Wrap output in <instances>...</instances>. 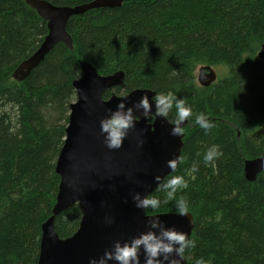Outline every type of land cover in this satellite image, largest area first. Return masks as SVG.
<instances>
[{
	"label": "trees",
	"instance_id": "1",
	"mask_svg": "<svg viewBox=\"0 0 264 264\" xmlns=\"http://www.w3.org/2000/svg\"><path fill=\"white\" fill-rule=\"evenodd\" d=\"M46 25L26 0H0V264L38 261L81 60L103 74L123 70L127 89L171 91L191 106L178 168L164 179L188 181L176 193L195 219L196 247L186 264L198 257L208 264H264V170L255 180L244 170L246 160L264 156V0H123L90 9L69 19L73 49L57 45L17 81L15 68L39 46ZM204 64L218 73L210 86L196 79ZM201 113L215 123L208 134L195 123ZM168 117L175 120L174 109ZM212 145L223 156L205 166L203 153ZM150 195L163 201L165 191L157 187ZM163 212H175V200L147 211ZM81 215L77 205L57 215L59 236L74 233Z\"/></svg>",
	"mask_w": 264,
	"mask_h": 264
},
{
	"label": "water",
	"instance_id": "2",
	"mask_svg": "<svg viewBox=\"0 0 264 264\" xmlns=\"http://www.w3.org/2000/svg\"><path fill=\"white\" fill-rule=\"evenodd\" d=\"M122 1L93 0L76 6H58L47 0H26L48 21L50 32L39 49L19 64L14 78L26 79L58 42L73 47L67 31L71 16L90 9L117 7ZM259 57L264 58V49L259 52ZM80 65L82 76L73 82L77 99L70 105L67 138L56 163L60 175L56 203L42 225L37 264H89L90 258L98 259L115 241L130 240L147 231V216L150 215L160 216L166 226L175 227L189 236L195 225L191 213L187 217L175 212L147 214L136 208L131 198L134 192L149 195L158 187L157 176L163 181L177 169H169L167 161L177 157L180 160L183 135H171L172 124L168 119L155 118L153 123L140 119L123 147L109 151L100 135L99 122L108 115L110 108L115 109L122 97L113 95L108 100L101 97L108 88L124 85V72L100 75L89 62L82 61ZM216 79L217 73L212 66L200 67L202 85L207 86ZM144 94L151 99L155 93L150 89L133 90L126 95L127 105H134ZM137 136L143 140L142 146H138ZM244 170L248 180H255L264 170V156L246 160ZM74 204L82 211L79 227L71 236L60 237L55 229L56 217ZM141 260L143 262V254Z\"/></svg>",
	"mask_w": 264,
	"mask_h": 264
},
{
	"label": "clouds",
	"instance_id": "3",
	"mask_svg": "<svg viewBox=\"0 0 264 264\" xmlns=\"http://www.w3.org/2000/svg\"><path fill=\"white\" fill-rule=\"evenodd\" d=\"M149 98L144 94L138 102L132 106L126 103L127 96L121 93V99L115 109H109L108 115L100 120V135L103 137V143L109 151L119 150L123 147L125 140L128 139L130 132L136 128L140 119L145 121L154 118L167 119L169 113L175 110V120L172 124L171 135L182 136L185 121L192 115L191 106L185 99L178 97L175 93L155 92ZM120 98V97H118ZM103 100V97H101ZM153 108L155 109L153 111ZM140 114H137V112ZM195 123L208 134L215 123L204 113L196 116ZM138 146H142L143 140L137 136ZM223 156V151L219 145H212L203 153V162L205 166H215L216 160ZM179 158H173L167 161V167L175 170ZM198 171V167L193 165L191 172ZM195 179V176L191 177ZM158 190L165 191V198H160L140 192L131 194L132 201L136 208L143 209L146 213L149 209L156 212L162 202L168 203L175 200V213L181 217H187L190 214V204L184 198L176 199L178 190L186 189L188 181L183 176H173L170 179L161 180L156 178ZM148 218V230L133 236L130 240H117L110 249H106L102 256L90 258L89 264H184L186 253L196 247V242L190 236L175 227L166 226L164 221L158 215H150ZM111 223V221H109ZM143 254V262L141 260ZM195 264H208L203 257H198Z\"/></svg>",
	"mask_w": 264,
	"mask_h": 264
},
{
	"label": "flooded vegetation",
	"instance_id": "4",
	"mask_svg": "<svg viewBox=\"0 0 264 264\" xmlns=\"http://www.w3.org/2000/svg\"><path fill=\"white\" fill-rule=\"evenodd\" d=\"M48 2H50V3H52L51 1H49V0H47ZM93 1V0H92ZM91 2V1H90ZM88 3V2H87ZM52 4H54V5H58V4H55V3H52ZM81 4H83V3H81ZM29 5V4H28ZM77 5H79V4H77ZM58 6H76V5H58ZM32 7V6H31ZM33 8V7H32ZM35 9V8H34ZM36 10V9H35ZM37 11V10H36ZM39 14V13H38ZM72 17V16H71ZM70 17V18H71ZM44 19V18H43ZM44 21H46V27H47V33H45V35H44V37L42 38V40H41V42H40V44H39V46L36 48V50L31 54V55H29L26 59H28L30 56H32L38 49H39V47L41 46V44L43 43V41L45 40V38H46V36L49 34V32H50V29H49V26H48V21L47 20H45L44 19ZM69 22V21H68ZM68 25V24H67ZM67 31H68V29H67ZM68 33H69V31H68ZM70 34V33H69ZM70 36H71V34H70ZM71 38H72V36H71ZM72 41H73V38H72ZM64 44L68 49H73L74 48V41H73V47L71 48V47H69V46H67L64 42H58L56 45H55V47L57 46V45H59V44ZM54 47V48H55ZM53 48V49H54ZM52 49V50H53ZM51 50V51H52ZM50 51V52H51ZM49 52V53H50ZM48 53V54H49ZM47 54V55H48ZM46 55V56H47ZM46 58V57H45ZM26 59H24L23 61H25ZM23 61H21L20 63H22ZM82 61H86V62H89L90 64H92L96 69H97V71H98V73L100 74V72H99V70H98V68L93 64V63H91L90 61H87V60H81L80 62H79V69H80V72H79V75L73 80V82L75 81V80H77V79H79L81 76H82V68H81V62ZM19 63V64H20ZM19 64L17 65V67L19 66ZM40 65V64H39ZM38 65V66H39ZM205 65H207V64H204V65H200L198 68H200V67H202V66H205ZM211 66V65H210ZM16 67V68H17ZM213 67V66H212ZM16 68H15V70H16ZM36 68V67H35ZM34 68V69H35ZM214 68V67H213ZM215 69V68H214ZM15 70H14V72H15ZM33 71V70H32ZM119 71H123V70H119ZM119 71H116V72H119ZM199 71H200V69H199ZM206 71H208V70H206ZM215 71H216V69H215ZM13 72V73H14ZM124 72V71H123ZM216 73H217V71H216ZM31 74V73H30ZM100 75H103V73H101ZM203 75V74H202ZM12 76H13V74H12ZM203 76H205V75H203ZM13 78H14V76H13ZM14 79H16V78H14ZM126 78H125V72H124V79H123V82H124V85L123 86H114V87H111V88H108L105 92H104V94H103V99L104 100H108L110 97H112L113 95H118V96H121V93H123L124 95H127L131 90H133V89H127V87H126V80H125ZM217 79H218V73H217ZM216 79V80H217ZM17 80V79H16ZM25 80V79H24ZM17 81H23V80H17ZM215 82V81H214ZM214 82H212V83H214ZM211 83V84H212ZM211 84H209V85H207V86H210ZM201 86H205V85H201ZM73 87L75 88V92H76V95H75V99L70 103V104H72V103H74L75 101H76V99H77V89H76V87L74 86V83H73ZM138 88H143V87H138ZM143 89H150V88H143ZM150 90H152V91H154L153 89H150ZM155 110V109H154ZM70 113H71V108H70V105H69V112H68V121H67V124H66V127H65V137H64V142H63V145H64V143H65V140H66V138H67V131H66V129H67V127H68V124H69V118H70ZM168 119V121L170 122V121H174V120H172V119H170L169 117L167 118ZM154 120H155V118L154 119H152V120H149V121H147L148 123H153L154 122ZM187 125H189L188 124V120L187 121H185V124H184V126H182L183 127V130H185V127H187ZM185 131H183V137H182V139H183V143H184V136H185V133H184ZM63 145L61 146V149H62V147H63ZM183 148V147H182ZM61 149H60V151H61ZM60 151H59V153H60ZM181 152H182V150H181ZM58 156H59V154H58ZM181 156V155H180ZM58 158V157H57ZM179 162H180V160H179ZM56 163H57V161H56ZM179 165V164H178ZM178 168V167H177ZM173 173V172H172ZM171 174V173H170ZM169 175V174H168ZM165 179V178H164ZM163 179V180H164ZM152 193V192H151ZM150 193V194H151ZM149 194V195H150ZM74 205H77V204H74ZM73 206V205H72ZM78 206V205H77ZM79 207V206H78ZM80 209V208H79ZM81 210V209H80ZM82 212V211H81ZM163 213H168V212H163ZM191 213V212H190ZM52 214V213H51ZM147 214H158V213H147ZM192 214V213H191ZM193 215V214H192ZM81 217H82V215H81ZM194 217V216H193ZM194 222H195V219H194ZM80 224V223H79ZM195 226V225H194ZM79 227V226H78ZM194 228V227H193ZM78 229V228H77ZM77 229H76V231H77ZM75 231V232H76ZM192 231H193V229H192ZM74 232V233H75ZM192 233V232H191ZM73 234V233H72ZM71 234V235H72ZM71 235H69V236H71ZM191 235V234H190ZM42 237V236H41ZM66 237H68V236H66ZM65 237V238H66ZM186 263H187V259H186ZM37 264V263H36Z\"/></svg>",
	"mask_w": 264,
	"mask_h": 264
},
{
	"label": "rangeland",
	"instance_id": "5",
	"mask_svg": "<svg viewBox=\"0 0 264 264\" xmlns=\"http://www.w3.org/2000/svg\"><path fill=\"white\" fill-rule=\"evenodd\" d=\"M199 69L200 68H197V70H196V79H197V82L200 84V85H202L201 84V82H200V80H199V76H200V71H199ZM116 72H114V73H111V74H103V75H112V74H115ZM101 74V73H100ZM137 89H143V88H134L133 90H137ZM133 90H131V91H133ZM130 91V92H131ZM129 92V93H130Z\"/></svg>",
	"mask_w": 264,
	"mask_h": 264
},
{
	"label": "bare ground",
	"instance_id": "6",
	"mask_svg": "<svg viewBox=\"0 0 264 264\" xmlns=\"http://www.w3.org/2000/svg\"><path fill=\"white\" fill-rule=\"evenodd\" d=\"M13 77V76H12ZM71 105V104H70ZM245 165V164H244Z\"/></svg>",
	"mask_w": 264,
	"mask_h": 264
}]
</instances>
